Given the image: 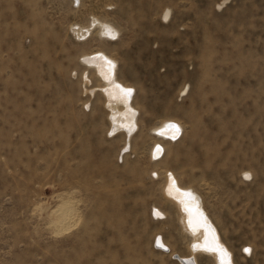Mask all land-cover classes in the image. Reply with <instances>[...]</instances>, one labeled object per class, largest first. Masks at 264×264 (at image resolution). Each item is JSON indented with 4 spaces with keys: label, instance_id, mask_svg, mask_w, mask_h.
<instances>
[{
    "label": "rangeland",
    "instance_id": "obj_1",
    "mask_svg": "<svg viewBox=\"0 0 264 264\" xmlns=\"http://www.w3.org/2000/svg\"><path fill=\"white\" fill-rule=\"evenodd\" d=\"M101 52L131 96L108 94ZM169 120L176 139L154 131ZM173 180L237 264H264V0H0V264H182Z\"/></svg>",
    "mask_w": 264,
    "mask_h": 264
},
{
    "label": "bare ground",
    "instance_id": "obj_2",
    "mask_svg": "<svg viewBox=\"0 0 264 264\" xmlns=\"http://www.w3.org/2000/svg\"><path fill=\"white\" fill-rule=\"evenodd\" d=\"M71 1L77 5L81 2V0ZM93 22V25H97L103 35L110 34V32L113 31V28L107 22L100 21L98 19H94ZM87 62L89 64L95 63L99 74L103 77V79H107L110 83L111 88L109 89L108 94L111 96L116 95L117 98L119 95H123L125 93L127 96L132 95V90H129V86L124 85L117 78L116 61L109 57L106 53L101 52V54L89 56L87 57ZM121 103L130 108L131 121L134 122V118L137 115V112L135 111L136 109L131 108L127 99H124ZM110 110L113 117H115L117 114L115 110L111 107ZM115 120L116 125L119 124V126L125 127L129 135H132L136 127L132 122L131 124L128 120L118 118ZM154 131L160 136H162L161 134L165 135V138L176 139L180 135L182 127L177 121L169 120L160 128L154 129ZM160 148L165 149L162 143H159L155 147L153 151L154 158H160L162 156V149ZM171 182L173 187L168 188V195H166L177 207L184 229L187 233L195 235L193 242H191L192 244L190 243V250H192L191 254L183 256L175 253L173 254L174 257H176L182 264H198L196 252L200 249L201 251L213 255L216 264H237L231 253L232 251L221 239L216 225L211 221L209 215L204 209L201 196L192 189L183 188L179 183L176 184L174 180ZM69 200H63L61 204L53 209L54 221L56 224L55 227L58 230L68 228L77 217L78 208L76 209ZM154 211L165 215L164 211H162L159 207H155ZM160 241L163 242V245L168 246L163 237H160Z\"/></svg>",
    "mask_w": 264,
    "mask_h": 264
},
{
    "label": "snow or ice",
    "instance_id": "obj_3",
    "mask_svg": "<svg viewBox=\"0 0 264 264\" xmlns=\"http://www.w3.org/2000/svg\"><path fill=\"white\" fill-rule=\"evenodd\" d=\"M245 251H249V250L246 249Z\"/></svg>",
    "mask_w": 264,
    "mask_h": 264
}]
</instances>
